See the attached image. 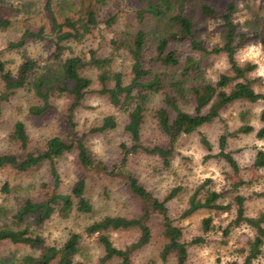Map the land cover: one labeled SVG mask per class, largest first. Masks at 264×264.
Returning a JSON list of instances; mask_svg holds the SVG:
<instances>
[{
	"label": "trees",
	"instance_id": "trees-1",
	"mask_svg": "<svg viewBox=\"0 0 264 264\" xmlns=\"http://www.w3.org/2000/svg\"><path fill=\"white\" fill-rule=\"evenodd\" d=\"M1 1L4 3V0ZM128 1L44 0L43 8L49 16L50 30L46 32L45 27H39L34 31L25 26L22 36L17 41L9 42L6 48L19 49L25 45L27 39H48L53 45L52 60L41 66L36 60L25 57L13 76L6 68V62L0 53V117L3 102L8 101L17 89L29 86L38 99V103L29 108L30 114L40 116L51 107L52 97L68 95L71 98L69 119L73 126L72 111L82 104L92 83L91 78L83 74V69L92 68L96 71V79L100 84L98 92L107 94L114 107L127 113L128 121L124 129L133 143L132 150L143 148L150 153H156L162 157L164 165H167L181 135L198 131L235 102L264 103V80L259 76H250L257 64H241L236 58L237 50L252 41L261 43L264 52V16L260 20L257 18L255 21H248L252 25L248 30H242L238 22L232 19L236 0H228L227 9L220 15L221 40L212 47H206L203 40L197 37L193 12L200 4L205 15L216 16L207 0H136V7L139 8L132 9L136 23L131 28L126 27L121 32L111 33L118 13L105 10L107 5L112 2L116 7L121 6V10L129 11ZM194 2L195 6L192 4ZM8 6L15 14L28 13L21 1L8 2ZM11 25L10 18H0V29H7ZM90 36H94L96 47L91 46L83 52H75L71 44L82 43ZM103 41L110 49L108 55L98 54V48ZM176 42L189 44L197 55L194 57L188 54L182 57L179 50L174 48ZM65 52L66 56H63ZM121 52L131 62L127 83L124 82V74L113 68L114 59ZM218 55L226 57L228 69L218 74L215 80H210L206 76L204 60ZM256 86L261 88L257 89ZM157 94L161 95V105L151 109L150 101ZM183 106H190L192 111L184 110ZM148 113L166 136V147L155 146L149 149L140 144L141 130ZM261 119L264 120V110ZM116 126L115 116L107 115L93 131L101 132ZM251 131L252 126L241 125L232 132L224 130L219 136V152L216 156L223 158L234 171L238 170V164L232 154L225 151L227 139L240 132ZM256 135L260 139L264 138V126L256 131ZM10 139L17 142L22 150L27 148L29 138L22 121L14 123ZM201 141L209 150L210 143L204 136H201ZM72 151L76 152L84 169L99 168L108 172L102 163L95 162L91 157L81 138L71 136H53L46 141L42 150L26 152L22 157L1 154L0 168L11 167L25 172L48 163L56 187L59 184L56 161ZM125 159L123 157L122 165L109 173L117 172L126 180L129 191L141 204L138 216L127 218L105 215L94 219L84 227L83 232H70L56 246L46 244L34 230L53 215L66 218L74 211L83 214L93 212V206L85 196L84 179L75 181L66 193L54 190L41 200L26 198L10 215L9 210L0 206V243L7 241L41 249L38 255H24L16 260L0 261V264H91L87 258H77L84 236H94L102 249V255L96 264H135L132 253L147 246L152 239L150 221L154 215L162 220L161 233L165 242L159 258L163 262L172 256L175 264H187L190 246L203 245L213 235L226 244L232 230L242 225L252 231V236L245 246L239 248L238 255L242 260H233L228 264H252L263 255L264 211H259L256 215L247 214L245 206L251 196L240 191L243 186L251 185V180L231 183L230 188L225 191L205 188L210 180L199 184L188 196L187 206L181 212L180 218H187L200 209L217 213L233 211V217L224 226H215L212 217L207 216L201 220V234L185 240L182 228L175 224L168 208V202L181 193L182 187H173L165 196L159 198L140 184L131 171L123 168ZM253 165L256 169L264 168V149L256 150ZM0 191L11 192L7 181L1 184ZM251 194L255 197L264 196V186L263 190ZM129 229L138 230V238L125 247H117L113 243L112 233ZM147 264H154V261Z\"/></svg>",
	"mask_w": 264,
	"mask_h": 264
},
{
	"label": "rangeland",
	"instance_id": "rangeland-1",
	"mask_svg": "<svg viewBox=\"0 0 264 264\" xmlns=\"http://www.w3.org/2000/svg\"><path fill=\"white\" fill-rule=\"evenodd\" d=\"M21 1L28 11L15 14L8 6V2ZM7 2V3H5ZM207 3L215 10L216 16H208L202 12L200 4L194 8V28L197 37L203 40L206 47H212L221 40L220 15L227 9L228 0H207ZM44 0H0V18L7 17L12 20V25L7 29H0V53L6 62V68L16 75L17 69L26 58L34 59L44 66L52 60L53 45L48 39H27L23 47L8 49L9 42L17 41L23 34L24 27L29 26L36 31L39 27H45L49 31V16L43 8ZM195 6V2L192 3ZM236 10L232 13L234 22H238L242 30H248L252 24L248 21L260 20L264 16V0H236ZM129 11L121 10V6H114L111 2L105 10L117 12V19L111 33H118L126 27L131 28L136 23L132 9L136 7V0L127 3ZM107 11H104L106 13ZM28 18L25 19L24 17ZM254 26V25H253ZM255 27V26H254ZM94 36H90L84 42L71 44L75 52H83L89 47H96ZM182 57L185 55H197L187 43H177L174 46ZM110 52L106 42L103 41L98 48V54L108 55ZM66 53L63 56H66ZM239 63H256V69L251 72L252 78L260 77L264 80V52L261 43L252 41L236 52ZM148 59V58H147ZM129 57L120 53L114 59L113 68L124 74V82L129 81ZM206 76L215 80L218 74L227 71L228 63L224 55L209 57L204 60ZM83 74L91 78L92 83L85 95L82 104L72 111L70 124L71 98L68 95L51 98V107L40 116H33L29 112L32 105L38 103L37 97L29 86L19 88L8 101L2 104L0 117V155L14 154L22 157L26 152H37L44 148L46 141L53 136L81 138L88 148L95 162H100L108 172L99 168L84 169L77 159L76 152L64 154L56 161L59 174V184L55 183L49 172L48 163L30 169L25 172L11 167L0 168V186L7 181L11 187L10 193L0 191V206L9 210V215L14 212L24 199L41 200L52 191L59 193L69 192L73 183L79 179L86 182L85 196L93 206L91 214L72 212L68 217L61 218L53 215L41 227L34 231L40 234L46 244L59 246L70 232H83L84 227L94 219L105 215H119L127 218L136 217L141 212L139 200L129 191L126 180L119 173L109 172L122 165L123 157H126L123 168L129 170L147 190L155 196L162 198L168 191L177 186L182 187L181 193L168 202L170 216L175 224L183 230L185 240L201 234V220L211 216L214 225L224 226L232 217L230 213H217L208 209H200L187 218H180V214L187 206L190 193L205 180V188L225 191L231 183L242 180L252 181L251 185L243 186L240 191L247 196L246 212L256 215L264 211V196H252V192L263 190L264 168L256 169L253 165L257 149H264V138L260 139L256 131L264 126L261 113L264 110L263 102H235L222 110L220 116L210 123L200 127L191 134H183L175 144L172 155L167 165L162 162V157L156 153H150L143 148L133 151V143L125 132L124 126L128 121L127 113L119 111L109 100L107 94L99 93L100 84L96 79V71L92 68L83 69ZM260 89V86H256ZM2 84L0 83V91ZM161 105V95L157 94L150 101L151 109ZM186 111H192L190 106H183ZM107 115H114L117 126L101 132L93 129L101 124ZM22 121L28 134V146L22 150L19 144L10 139L12 127L16 121ZM241 125L253 127L249 133L240 132L228 137L225 147L238 164V170L234 171L221 157L219 152V136L224 130L232 132ZM204 136L210 143L208 150L201 141ZM140 144L152 149L155 146L166 147L167 138L158 128L155 121L147 114L141 130ZM8 222V221H6ZM162 220L154 215L150 221L152 239L150 243L132 253L135 264H175V259L169 256L163 262L159 258V252L165 242L161 233ZM139 236L136 229L122 230L112 233L113 243L117 247H125L134 242ZM252 236V231L242 225L232 230L227 243L221 242L216 235L210 236L203 245H192L188 248L189 256L187 264H228L230 261H241L239 248L245 246L246 241ZM39 248H32L23 244H11L7 241L0 243V261L16 260L24 255H38ZM102 255V249L98 246L94 236H84L79 259L87 258L91 264H96ZM252 264H264V253Z\"/></svg>",
	"mask_w": 264,
	"mask_h": 264
}]
</instances>
